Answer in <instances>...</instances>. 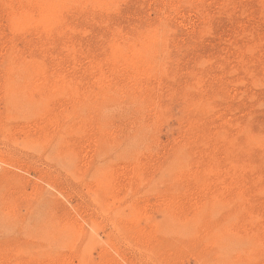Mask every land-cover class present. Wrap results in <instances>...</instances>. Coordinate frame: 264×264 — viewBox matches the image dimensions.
<instances>
[{
	"label": "rangeland",
	"instance_id": "1",
	"mask_svg": "<svg viewBox=\"0 0 264 264\" xmlns=\"http://www.w3.org/2000/svg\"><path fill=\"white\" fill-rule=\"evenodd\" d=\"M0 264H264V0H0Z\"/></svg>",
	"mask_w": 264,
	"mask_h": 264
},
{
	"label": "bare ground",
	"instance_id": "2",
	"mask_svg": "<svg viewBox=\"0 0 264 264\" xmlns=\"http://www.w3.org/2000/svg\"><path fill=\"white\" fill-rule=\"evenodd\" d=\"M65 4V3H64ZM50 5V4H49ZM54 6V5H53ZM32 13V12H31ZM56 14V13H55ZM58 14V13H57ZM49 17V16H48ZM33 18V17H32ZM47 17L44 15V13H43V15H42V19L44 20V21H46V20H48V18L46 19ZM52 18V13H51V16H50V18L49 19H51ZM38 22V21H37ZM32 25V24H31ZM51 29V28H50ZM257 228V227H256ZM249 231V230H248ZM221 236V235H220ZM227 241V240H226ZM230 241V240H229ZM216 242V241H215ZM226 243V242H225ZM229 245V244H228ZM222 248V247H221ZM227 254V253H226Z\"/></svg>",
	"mask_w": 264,
	"mask_h": 264
}]
</instances>
